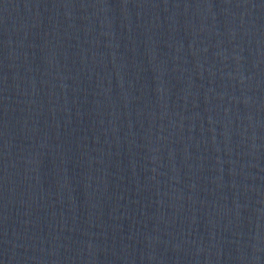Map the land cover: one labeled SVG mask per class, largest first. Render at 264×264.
I'll use <instances>...</instances> for the list:
<instances>
[{
  "label": "water",
  "instance_id": "95a60500",
  "mask_svg": "<svg viewBox=\"0 0 264 264\" xmlns=\"http://www.w3.org/2000/svg\"><path fill=\"white\" fill-rule=\"evenodd\" d=\"M0 264H264V0H0Z\"/></svg>",
  "mask_w": 264,
  "mask_h": 264
}]
</instances>
